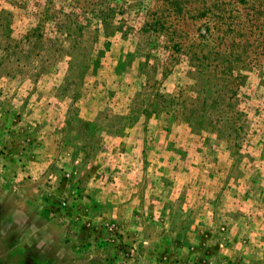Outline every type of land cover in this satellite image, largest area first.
<instances>
[{
  "label": "rangeland",
  "instance_id": "rangeland-1",
  "mask_svg": "<svg viewBox=\"0 0 264 264\" xmlns=\"http://www.w3.org/2000/svg\"><path fill=\"white\" fill-rule=\"evenodd\" d=\"M152 7L0 0V264H264V50L231 107Z\"/></svg>",
  "mask_w": 264,
  "mask_h": 264
},
{
  "label": "trees",
  "instance_id": "trees-1",
  "mask_svg": "<svg viewBox=\"0 0 264 264\" xmlns=\"http://www.w3.org/2000/svg\"><path fill=\"white\" fill-rule=\"evenodd\" d=\"M151 1L153 7L145 11L139 32L157 39L168 37L173 42L164 47L165 71L184 58L190 69L212 76L225 88L231 107L237 104L243 73L255 68L264 50V0ZM94 17L95 36L98 32L110 35L105 33L108 29H123V22L114 26L107 15ZM85 21L90 25V19ZM178 21L183 22L182 26L197 24L195 35L186 44L181 42L182 29L175 26Z\"/></svg>",
  "mask_w": 264,
  "mask_h": 264
}]
</instances>
